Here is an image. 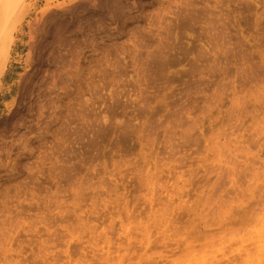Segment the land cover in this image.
I'll use <instances>...</instances> for the list:
<instances>
[{
    "label": "rangeland",
    "instance_id": "obj_1",
    "mask_svg": "<svg viewBox=\"0 0 264 264\" xmlns=\"http://www.w3.org/2000/svg\"><path fill=\"white\" fill-rule=\"evenodd\" d=\"M86 6L50 133L0 100V264H264V0Z\"/></svg>",
    "mask_w": 264,
    "mask_h": 264
},
{
    "label": "bare ground",
    "instance_id": "obj_2",
    "mask_svg": "<svg viewBox=\"0 0 264 264\" xmlns=\"http://www.w3.org/2000/svg\"><path fill=\"white\" fill-rule=\"evenodd\" d=\"M89 1L47 0L39 10V0H0V100L11 98L5 119L8 139L19 141L25 149L35 134L50 133L65 110L73 72L79 75L81 71L72 57L77 38L67 32L81 10H93L86 6ZM117 11L124 18L123 10ZM23 45L27 47L26 61L15 80L14 56ZM6 81L12 84L6 86Z\"/></svg>",
    "mask_w": 264,
    "mask_h": 264
}]
</instances>
